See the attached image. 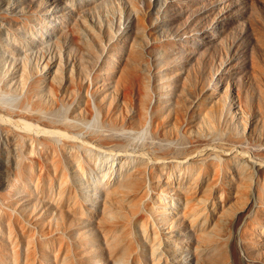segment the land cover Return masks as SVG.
<instances>
[{
  "label": "rangeland",
  "instance_id": "1",
  "mask_svg": "<svg viewBox=\"0 0 264 264\" xmlns=\"http://www.w3.org/2000/svg\"><path fill=\"white\" fill-rule=\"evenodd\" d=\"M0 29L27 45L17 50L4 43L15 54L0 53V113L7 117L6 110L19 112L17 120L29 113L30 101L20 105L28 94L45 102L41 90L53 71L44 74L42 62L62 61L64 82H77L70 107L88 101V128L101 117L100 106L112 99L121 105L117 84L126 73L149 97V87L154 91L151 105L160 93L170 120H184L177 146L157 144L163 145L159 151L174 149L169 157H191L198 148L224 157L231 147L241 155L264 152L251 131L264 106V0H0ZM238 96L254 118L245 133ZM212 111L223 126L237 127L244 143L229 135L198 138L203 113ZM17 128L0 119V264H264V192L261 198L257 186H230L239 174L232 180L221 172L212 181V166L194 170L180 191H172L181 209L186 195L193 196L194 215L172 221L168 232L160 226L162 242L152 241L138 227L126 234L117 223L120 208L112 207V219L105 214L106 179H99L108 161L77 176L75 162L62 158L64 170H58L56 160L29 149ZM144 136L150 141L149 133ZM250 160L264 162V155ZM66 182L78 191L71 204ZM145 215L153 219L152 212ZM134 237L137 246L129 248L126 241Z\"/></svg>",
  "mask_w": 264,
  "mask_h": 264
},
{
  "label": "bare ground",
  "instance_id": "2",
  "mask_svg": "<svg viewBox=\"0 0 264 264\" xmlns=\"http://www.w3.org/2000/svg\"><path fill=\"white\" fill-rule=\"evenodd\" d=\"M54 41L59 45L57 39ZM4 43L17 50L27 47V45L22 47L24 42L12 35L10 31L5 32L0 29L1 55L10 56L9 53L14 55L15 52L6 48ZM78 60L80 61L79 66L84 67V57L79 55ZM42 65H44V74L53 71L46 88L41 90V95H44L43 91L47 94L45 102L41 99L30 98L28 94L20 105L23 107L27 100L30 101L32 109L29 113H23L20 115L23 118L17 120L15 118L20 114L19 112L6 110L8 117L0 113V119L15 124L29 145V149H32L39 157L56 160L60 166H62L60 162L62 158L73 160L77 176L86 174L89 168L101 166L102 163L108 161L110 164L107 171H102L99 179V182L106 179V205L108 206L105 207V214L112 219L113 212L116 211L112 207L120 208L123 220L117 223L126 227L127 235L133 227H138L143 230L145 238L162 242L159 233L160 226H164L168 232L172 230V221L176 223L178 218L180 220L191 218L194 215L191 204L193 196L186 195L184 207L181 209L178 205L179 200L172 191H180L185 180H188L193 171L202 168L203 165L213 167L212 181H216V176L221 172L229 174L232 180L236 179V174H239L240 180L230 183V186H241L242 189L251 191L254 186H257L259 196L264 192L261 187V181L264 180V162L250 160L252 157L264 155L262 151L254 150L251 156L246 152L241 155L238 150L233 151L231 147L229 156L224 157L219 152L209 151L206 148L200 151L198 148L193 156L183 158L169 157L168 154L174 153V149L159 151L163 145L159 147L157 144H164V141L177 146L175 140L179 139L184 120L179 115L170 120V112L164 109L163 95L160 93L155 95V103L151 105L154 91L152 92L149 87V97L145 91H141L143 87H137L135 79L126 73L119 75L117 84V90L121 89L119 92L122 99L121 105L118 102L114 104L112 99L107 105L100 106L98 111L101 117L93 128H88V111L86 112V108H89L88 101L87 104L84 100V104L70 107L76 96L77 82L73 77L70 83L64 82V63L61 61L55 66L49 61H43ZM136 88H139V95L144 97H137ZM238 97L237 110L241 113L240 121L245 133L250 127L249 122L254 121V118H250V115L253 117L251 107L244 103L242 97ZM257 110L259 112V118L256 121L258 125L253 122L255 130L251 128V131L257 142L262 144L264 142V106L259 105ZM47 113L55 117L49 118ZM78 117L84 120L79 121ZM221 120L222 116H215L214 111L211 114L203 113V126L199 124L201 131H197L196 136L199 138L206 137L208 134L213 137L229 135V140L244 143L245 137L238 134L239 129L237 127L234 129L230 125L223 126ZM190 122L192 127L194 122ZM146 133L150 134V141L144 140ZM60 166L58 170H64V167ZM183 178L184 181L181 182ZM115 179L118 181L115 182ZM67 182L65 183L66 192L69 191L67 203L71 204L76 200L78 191L76 188L72 190L67 187ZM173 185L177 188H173ZM208 199L214 201L212 195H209ZM163 206L166 209L162 208ZM174 209L177 211L175 215L172 212L175 211ZM145 210L153 213L151 215L153 219L145 215ZM208 220L206 211L204 221ZM151 226L154 227L155 234L152 233ZM196 231L197 236L203 235L201 229L197 228ZM134 238V243L126 241L129 248H136L137 237ZM168 239L170 236H167ZM129 248L125 247L124 255L128 253ZM138 256L139 258L142 256L139 250H137Z\"/></svg>",
  "mask_w": 264,
  "mask_h": 264
}]
</instances>
